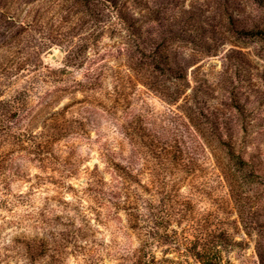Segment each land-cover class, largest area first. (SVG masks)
<instances>
[{"label":"rangeland","instance_id":"obj_1","mask_svg":"<svg viewBox=\"0 0 264 264\" xmlns=\"http://www.w3.org/2000/svg\"><path fill=\"white\" fill-rule=\"evenodd\" d=\"M0 18V102L29 89L14 125L51 136L46 162L16 152L29 180H0V264H81L60 233L111 239L91 223L123 216L118 193L146 212L173 184L235 240L223 264H264V0H0Z\"/></svg>","mask_w":264,"mask_h":264},{"label":"trees","instance_id":"obj_2","mask_svg":"<svg viewBox=\"0 0 264 264\" xmlns=\"http://www.w3.org/2000/svg\"><path fill=\"white\" fill-rule=\"evenodd\" d=\"M9 75L10 72L0 73L4 78ZM28 90L22 88L0 102V134L3 133L2 140L8 147L0 156V180H29L30 176L21 171L20 164L16 163V152L30 156L26 159L28 162L38 161L41 164L49 160L46 152L51 146V136L40 135L36 139L41 132L32 133L27 128L20 129L14 125L15 117L18 118V123L26 120ZM48 124L42 123V129L46 130ZM16 131L20 134L15 133ZM231 178L228 180L225 177L232 201L236 200L238 204L240 202L242 207V202L237 199L239 185ZM162 189H165V195L161 199L156 200L152 196L144 200L146 212L140 210L141 206L137 201L129 199V192L118 193V197H123V200L119 201L117 209L123 211V216H96L92 219L93 224L91 223L105 225L106 219H114L119 226L111 239L107 240L98 235V231L90 223L88 225L91 228L88 229L71 224L72 228L60 233L59 239L63 244L72 247V255L80 258L81 264H193L194 261L223 264L221 247L228 248L233 245L234 239L229 237L230 234L226 230H208L206 216L202 213L196 214L191 203L180 198L176 184L166 185ZM147 190L145 188L146 192ZM241 219L243 221V217Z\"/></svg>","mask_w":264,"mask_h":264}]
</instances>
